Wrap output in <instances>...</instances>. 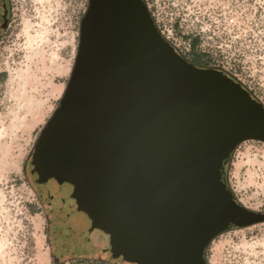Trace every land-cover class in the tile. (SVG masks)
<instances>
[{
    "label": "water",
    "instance_id": "95a60500",
    "mask_svg": "<svg viewBox=\"0 0 264 264\" xmlns=\"http://www.w3.org/2000/svg\"><path fill=\"white\" fill-rule=\"evenodd\" d=\"M250 140L264 143V106L238 81L190 64L144 0H88L32 173L50 183L51 203L100 259L207 264L219 234L264 223L222 178Z\"/></svg>",
    "mask_w": 264,
    "mask_h": 264
},
{
    "label": "rangeland",
    "instance_id": "374dc122",
    "mask_svg": "<svg viewBox=\"0 0 264 264\" xmlns=\"http://www.w3.org/2000/svg\"><path fill=\"white\" fill-rule=\"evenodd\" d=\"M144 1L160 34L182 57L224 72L264 106V0ZM3 2L0 264H50L47 211L39 207L30 163L68 83L88 0ZM222 178L240 205L264 213L263 142L238 145L225 162ZM205 260L264 264V223L229 227L208 245Z\"/></svg>",
    "mask_w": 264,
    "mask_h": 264
},
{
    "label": "flooded vegetation",
    "instance_id": "af4514ba",
    "mask_svg": "<svg viewBox=\"0 0 264 264\" xmlns=\"http://www.w3.org/2000/svg\"><path fill=\"white\" fill-rule=\"evenodd\" d=\"M5 4L0 0V24L4 20ZM33 156V154H32ZM32 158L30 163L29 178L34 187L35 195L39 201V207L44 205L47 211V221L51 234L50 264H73L75 261H90L93 264H112L98 257L96 245L86 240L83 235L71 232L66 217L61 209L52 204L50 199V183L46 185L38 182L36 174L32 173ZM46 186V189H44ZM47 192V193H46Z\"/></svg>",
    "mask_w": 264,
    "mask_h": 264
},
{
    "label": "trees",
    "instance_id": "16d2710c",
    "mask_svg": "<svg viewBox=\"0 0 264 264\" xmlns=\"http://www.w3.org/2000/svg\"><path fill=\"white\" fill-rule=\"evenodd\" d=\"M153 18V17H152ZM154 21V19H153ZM155 22V21H154ZM194 46V43H192V47ZM190 64L194 65L195 67H198V68H203V69H208V68H212L208 65H200L198 64L196 61H188ZM227 187V186H226ZM228 189V188H227ZM229 190V189H228ZM230 191V190H229ZM207 263V262H206Z\"/></svg>",
    "mask_w": 264,
    "mask_h": 264
}]
</instances>
